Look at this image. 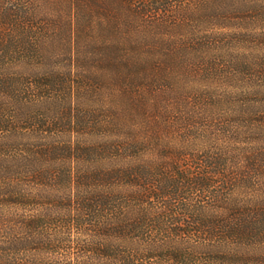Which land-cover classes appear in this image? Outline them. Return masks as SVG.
I'll return each mask as SVG.
<instances>
[{
    "label": "trees",
    "instance_id": "1",
    "mask_svg": "<svg viewBox=\"0 0 264 264\" xmlns=\"http://www.w3.org/2000/svg\"><path fill=\"white\" fill-rule=\"evenodd\" d=\"M202 1L0 0V264H264V0Z\"/></svg>",
    "mask_w": 264,
    "mask_h": 264
},
{
    "label": "rangeland",
    "instance_id": "2",
    "mask_svg": "<svg viewBox=\"0 0 264 264\" xmlns=\"http://www.w3.org/2000/svg\"><path fill=\"white\" fill-rule=\"evenodd\" d=\"M205 1L206 0L202 1L199 5L203 4ZM205 15H207V16L205 17ZM209 15L211 16L210 18H209ZM201 16H202V18H200V19H199L200 15L198 17L199 23H203V25H205L207 27H214L213 28L214 31H222V32L234 31V29H232V28L224 27V26L228 25L227 21H225V23H220L221 20L219 21L217 18H213L214 16H217V15L215 13H213V11H211L209 8H205V10H203V12L201 13ZM211 20H212V22H210ZM257 23H258V25H257L256 30H255L256 34H258L264 30L263 22L258 21ZM221 26H223V27H221Z\"/></svg>",
    "mask_w": 264,
    "mask_h": 264
}]
</instances>
